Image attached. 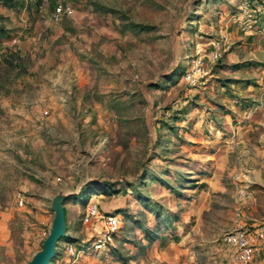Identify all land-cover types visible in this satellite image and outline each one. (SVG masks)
<instances>
[{
  "label": "rangeland",
  "instance_id": "rangeland-1",
  "mask_svg": "<svg viewBox=\"0 0 264 264\" xmlns=\"http://www.w3.org/2000/svg\"><path fill=\"white\" fill-rule=\"evenodd\" d=\"M36 1L0 3V264L55 196L50 264H230L223 234L264 222V0ZM89 200L121 226L72 263Z\"/></svg>",
  "mask_w": 264,
  "mask_h": 264
},
{
  "label": "built area",
  "instance_id": "built-area-1",
  "mask_svg": "<svg viewBox=\"0 0 264 264\" xmlns=\"http://www.w3.org/2000/svg\"><path fill=\"white\" fill-rule=\"evenodd\" d=\"M61 7L57 8L60 11ZM204 60L198 55L188 67L184 75L187 83L195 85L204 72ZM84 224L88 225V232L79 244L65 243V252L72 263L79 256L92 252L106 251L114 233L121 226L120 215L114 211H106L99 205L98 200H89L83 211ZM222 246L230 264H251L253 260L264 254V222L244 223L228 230L222 236ZM56 243L55 249L57 250ZM92 250V251H91Z\"/></svg>",
  "mask_w": 264,
  "mask_h": 264
},
{
  "label": "water",
  "instance_id": "water-1",
  "mask_svg": "<svg viewBox=\"0 0 264 264\" xmlns=\"http://www.w3.org/2000/svg\"><path fill=\"white\" fill-rule=\"evenodd\" d=\"M51 210L54 217L47 237L39 251L34 253L27 264H50L55 255V245L58 240L66 235L65 214L62 206V198L55 196L51 202Z\"/></svg>",
  "mask_w": 264,
  "mask_h": 264
},
{
  "label": "trees",
  "instance_id": "trees-1",
  "mask_svg": "<svg viewBox=\"0 0 264 264\" xmlns=\"http://www.w3.org/2000/svg\"><path fill=\"white\" fill-rule=\"evenodd\" d=\"M10 1H11V0H0V3H5V4L8 5V4H10ZM36 3H37V5H38V4H39V1L37 0ZM64 214H65V210H64Z\"/></svg>",
  "mask_w": 264,
  "mask_h": 264
},
{
  "label": "crops",
  "instance_id": "crops-1",
  "mask_svg": "<svg viewBox=\"0 0 264 264\" xmlns=\"http://www.w3.org/2000/svg\"><path fill=\"white\" fill-rule=\"evenodd\" d=\"M103 208V207H102ZM104 209V208H103ZM104 210H106V209H104Z\"/></svg>",
  "mask_w": 264,
  "mask_h": 264
}]
</instances>
